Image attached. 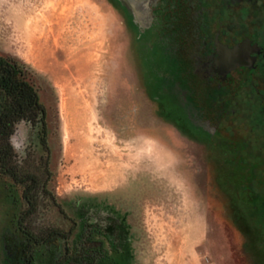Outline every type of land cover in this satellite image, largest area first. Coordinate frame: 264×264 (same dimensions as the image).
<instances>
[{
  "label": "rangeland",
  "instance_id": "rangeland-1",
  "mask_svg": "<svg viewBox=\"0 0 264 264\" xmlns=\"http://www.w3.org/2000/svg\"><path fill=\"white\" fill-rule=\"evenodd\" d=\"M134 18L124 0H0V54L29 66L47 108L49 150L26 122L12 138L60 204L44 199L34 227L76 219L74 249L104 264H264L263 96L211 100L199 75L174 90L135 53ZM25 208L0 175V264H28ZM64 250L35 245L36 263Z\"/></svg>",
  "mask_w": 264,
  "mask_h": 264
},
{
  "label": "flooded vegetation",
  "instance_id": "flooded-vegetation-1",
  "mask_svg": "<svg viewBox=\"0 0 264 264\" xmlns=\"http://www.w3.org/2000/svg\"><path fill=\"white\" fill-rule=\"evenodd\" d=\"M124 4L135 16V53L159 77L175 79L174 90H193L187 77L199 75L211 100L240 88L264 98V0Z\"/></svg>",
  "mask_w": 264,
  "mask_h": 264
},
{
  "label": "trees",
  "instance_id": "trees-1",
  "mask_svg": "<svg viewBox=\"0 0 264 264\" xmlns=\"http://www.w3.org/2000/svg\"><path fill=\"white\" fill-rule=\"evenodd\" d=\"M33 75V71L24 62L13 56L0 54V175L10 177L16 184L23 186L26 208L22 210L18 224L28 245L26 262L37 264L35 245L62 238L65 250L55 264H104L101 258L106 262L109 255L107 251L102 256L97 246L74 249L71 239L78 227L76 219L70 218L72 225L69 228L49 226L44 230H37L33 225L32 220L38 215L44 199H48L51 204L60 205L49 187L50 180H42L37 172L23 169L20 157L9 143V138H13L18 126L26 122L37 132L41 144L49 150L47 108L41 100ZM46 170L49 171L48 163ZM90 239L95 241L94 234L90 235Z\"/></svg>",
  "mask_w": 264,
  "mask_h": 264
},
{
  "label": "clouds",
  "instance_id": "clouds-1",
  "mask_svg": "<svg viewBox=\"0 0 264 264\" xmlns=\"http://www.w3.org/2000/svg\"><path fill=\"white\" fill-rule=\"evenodd\" d=\"M9 143L12 144L14 151H19V149L17 148V145L15 143H13L12 137L9 138Z\"/></svg>",
  "mask_w": 264,
  "mask_h": 264
},
{
  "label": "water",
  "instance_id": "water-1",
  "mask_svg": "<svg viewBox=\"0 0 264 264\" xmlns=\"http://www.w3.org/2000/svg\"><path fill=\"white\" fill-rule=\"evenodd\" d=\"M241 61H242V60H238V63H239V62L242 63Z\"/></svg>",
  "mask_w": 264,
  "mask_h": 264
}]
</instances>
